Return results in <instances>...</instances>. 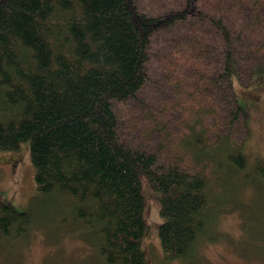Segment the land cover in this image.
I'll return each instance as SVG.
<instances>
[{
  "label": "trees",
  "instance_id": "16d2710c",
  "mask_svg": "<svg viewBox=\"0 0 264 264\" xmlns=\"http://www.w3.org/2000/svg\"><path fill=\"white\" fill-rule=\"evenodd\" d=\"M155 6L157 14L140 0H0V151L28 144L36 197L72 216L101 264H148L145 185L159 203L162 250L191 258L212 217L204 164L236 173L247 164V109L234 83L264 81V0ZM159 34L167 38L150 74ZM150 76L158 96L169 85L172 110L195 118L184 140L192 156L209 157L197 169L165 150L173 142L156 115L161 106L137 113L159 143L131 146L119 135L125 121L115 105L142 103ZM263 163L254 172L264 179ZM29 228L28 215L0 198V239L22 238Z\"/></svg>",
  "mask_w": 264,
  "mask_h": 264
},
{
  "label": "rangeland",
  "instance_id": "374dc122",
  "mask_svg": "<svg viewBox=\"0 0 264 264\" xmlns=\"http://www.w3.org/2000/svg\"><path fill=\"white\" fill-rule=\"evenodd\" d=\"M155 3L156 0H140V7L157 14L161 8ZM164 36L159 34L153 38L150 74L156 72ZM150 77L153 81L138 95L142 103L130 101L122 106L115 105L119 120L121 123L125 121L118 130L119 135L131 146L138 143L153 147L159 143V136L148 130L149 121H143L140 118L142 115L137 113L139 110L148 113L161 106L163 114L156 115L167 126L166 131L171 135L170 144L173 142L165 150L171 157L184 156L182 168L197 169L196 163H206L209 157L192 156L190 146L184 140L193 129L195 118L184 115L179 108L172 110L168 104L171 99L169 85L162 83L159 97V91L156 93L152 87L157 77ZM242 83L245 85V81L242 80ZM234 84L239 99L244 101L247 109L246 167L242 173H236L226 165L214 169L213 163L204 164L207 165L204 177L212 196L209 203L212 217L205 235L198 238L195 250L187 260L170 258L162 250L157 236V226L161 223L159 203L145 185L143 193L148 203L143 248L148 264H264V179L254 172L255 162L264 160V81L247 87L236 81ZM243 137L242 134L240 138ZM205 138L209 141L208 135ZM238 138L235 136L237 143L241 141ZM0 198L3 203L11 205L16 211L25 212L30 218V228L24 237L0 239V264H101L95 243L80 234V227L72 216L53 200L36 197L34 169L26 142L21 143L17 151H0ZM260 249L263 250L257 252L260 260H253L252 252ZM242 252L248 253L245 259L241 258Z\"/></svg>",
  "mask_w": 264,
  "mask_h": 264
},
{
  "label": "flooded vegetation",
  "instance_id": "af4514ba",
  "mask_svg": "<svg viewBox=\"0 0 264 264\" xmlns=\"http://www.w3.org/2000/svg\"><path fill=\"white\" fill-rule=\"evenodd\" d=\"M257 252H263V250H262V249H260V251H258V250H254V251L252 252V254L254 255L253 260H255V261L260 260L259 253L257 254ZM247 256H248V253L245 254L244 252H242L241 258L245 259ZM255 261H254V262H255Z\"/></svg>",
  "mask_w": 264,
  "mask_h": 264
}]
</instances>
